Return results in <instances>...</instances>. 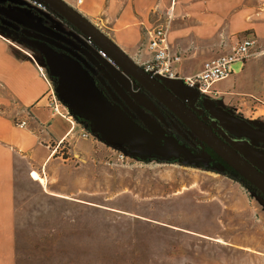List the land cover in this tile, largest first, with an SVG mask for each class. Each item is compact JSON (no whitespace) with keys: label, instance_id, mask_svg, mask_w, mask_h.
I'll return each instance as SVG.
<instances>
[{"label":"rangeland","instance_id":"374dc122","mask_svg":"<svg viewBox=\"0 0 264 264\" xmlns=\"http://www.w3.org/2000/svg\"><path fill=\"white\" fill-rule=\"evenodd\" d=\"M162 21L154 12L140 27L134 59L142 65L150 58L149 31L165 26ZM52 23L64 32L60 20L53 18ZM15 29L31 36L25 29ZM0 34L43 66L57 96L41 54L6 31L0 29ZM182 60L179 74L184 77L201 68L190 59ZM241 64L232 63L230 70L237 73ZM113 67L124 88L156 112L131 79ZM164 81L190 104L202 95L196 87ZM222 82H213L209 90ZM48 91L43 103L51 110L46 104ZM203 95L215 99L210 92ZM230 109L264 128V113ZM81 126L87 127L83 122ZM79 129L76 126L73 138L81 140L75 153L72 144L61 142L42 183L30 177L26 158L15 157L16 264H264V198L252 189L200 163L124 154L97 134L82 138ZM219 133L264 171V151L251 148L247 139ZM50 190L61 195H51Z\"/></svg>","mask_w":264,"mask_h":264},{"label":"crops","instance_id":"0c3cea01","mask_svg":"<svg viewBox=\"0 0 264 264\" xmlns=\"http://www.w3.org/2000/svg\"><path fill=\"white\" fill-rule=\"evenodd\" d=\"M66 1L133 58L140 27L156 12L165 23L170 48L181 57L179 72L183 58L199 69L211 56L227 51L241 35H254L257 53L242 62L237 73L230 70L222 84L209 92L227 108L259 116L264 113V0ZM48 88L38 64L0 34V264H16V155L28 160L30 177L36 171L42 181L32 179L42 183L48 178L43 176L46 166L58 157L57 146L68 142L75 153L81 141L73 139L76 126L72 120L52 114L43 103ZM15 119H26L27 125L18 127Z\"/></svg>","mask_w":264,"mask_h":264},{"label":"water","instance_id":"95a60500","mask_svg":"<svg viewBox=\"0 0 264 264\" xmlns=\"http://www.w3.org/2000/svg\"><path fill=\"white\" fill-rule=\"evenodd\" d=\"M51 11L57 13L71 24L81 35L104 51L114 65L132 78L142 89L167 107L187 127L186 137L206 145L243 179L264 194V171L246 158L232 143L214 131L190 106L160 80L146 72L143 66L129 55L107 32L90 20L66 0H41ZM0 14L9 20L44 36L57 40L81 53L92 65L102 72L111 88L125 104L140 118L144 126L136 122L117 102H112L96 85L84 65L73 55L55 49L48 42L19 35L16 31L0 29L41 54L48 74L55 78V92L67 104L73 114L89 122V130L101 136L112 147L124 149L132 156L157 157L165 160L183 157L184 164L201 161L208 167L209 153L192 151L157 121L155 115L137 104L124 88L112 77L105 66L84 46L43 23L42 16L31 8L0 2ZM203 106L216 119L219 126L236 138H246L252 146L264 149V128L254 125L246 118L233 113L210 97H203ZM162 141V143H159Z\"/></svg>","mask_w":264,"mask_h":264},{"label":"built area","instance_id":"2783aa9c","mask_svg":"<svg viewBox=\"0 0 264 264\" xmlns=\"http://www.w3.org/2000/svg\"><path fill=\"white\" fill-rule=\"evenodd\" d=\"M7 1L36 9L42 13H48L49 10V7L41 0ZM149 33L150 36L146 42V50L148 51L150 58L143 65L145 71L159 79L175 80L181 84L196 87L199 89L200 94L209 92V86L213 82L227 77L232 63L239 61L244 62L256 53V37L252 34H246L239 38L227 51L205 60L202 63L201 69L197 73L184 77L179 74V71L177 70V65L180 63L181 57L177 52L170 48L167 40L166 26L158 25L150 30ZM97 53L99 57L105 59L110 64H113L104 51L97 48ZM38 69L42 75L46 76L43 66L38 65ZM46 101V104L52 110V114L70 118L73 123L76 121V124L74 123V125L80 126L79 132L81 137L88 138L94 136L88 127L81 126L82 122L75 119L72 109L55 95L50 84ZM26 124L25 119H20L16 122V125L21 128L25 127ZM119 151L126 154L123 149H119Z\"/></svg>","mask_w":264,"mask_h":264},{"label":"flooded vegetation","instance_id":"af4514ba","mask_svg":"<svg viewBox=\"0 0 264 264\" xmlns=\"http://www.w3.org/2000/svg\"><path fill=\"white\" fill-rule=\"evenodd\" d=\"M8 2H10V1L1 2V3H8ZM10 3L17 4V3H14V2H10ZM19 5H21V4H19ZM31 9L35 13H37V14H39V15L42 16V20H43V23L45 25L50 26V27H52V28H54L56 30H58V28L53 25V23H52L53 22V18H56V19L60 20L61 23L64 24V32H62V31H60V32L66 34V35H69L76 42H78L79 44H81L82 46H84L87 50H89L93 54V56H95V58L98 61H100L105 66V68L112 75V77L124 88L123 84L115 76V73L111 69V66H114L113 67L114 70H118L119 72H121V71L114 65V63L113 64H110L105 59L99 57V55L97 53V47L91 41H89L86 37H84L83 35H81L71 24H69L67 21H65V19H63L61 16H59L57 13L51 11L50 9L48 10V13H42V12L36 10V9H33V8H31ZM0 24L3 25L6 29H9L11 31H16L17 33H18V31H17V29H15V27H18V28H21V29H25V30L31 32V36L30 37H34V38H38V39L44 40V41L48 42L50 45H52L55 49H57L59 51H65V52H68L71 55H73L75 58H77L84 65V67H86L89 70V72L91 73V75L93 76V78H94V80L96 82V85L104 92V94L108 97V99L111 100L112 102L119 103L124 108V110L136 122H138L140 125L144 126V124L142 123V121L140 120V118L137 116V114L131 108H129L125 104V102L119 97V95L116 94V92L111 88L108 80L103 77L102 72L99 71L94 65H92L81 53H79L78 51L74 50L72 47H70V46H68L66 44H63V43H61V42H59L57 40L51 39V38H49L47 36H44L43 34H41L39 32L33 31L31 29H27V28H25V27H23V26L15 23V22L9 20L8 18H6L5 16H3L1 14H0ZM10 26L12 27V29L9 28ZM55 43L56 44L58 43V45L60 44L63 48H60L59 46L55 45ZM143 68H144V66H143ZM121 73H123V72H121ZM127 77H129V76H127ZM129 79H131V81L133 83V86L136 87V90L140 91L143 94V96L145 97V100L147 102H149L150 104L153 105V107L156 109V112H154L152 109H150L148 106H146L145 104L141 103L140 101H137L130 94V92H128L125 88H124V90L133 98V100L137 104H139L141 107H143L149 113L155 115L156 118H157V121L160 122V124L168 131V133L173 134L178 139L179 142L185 143V145L192 151V153H200L202 150H204L207 153H209L211 159L208 160V164H209L208 167L212 168V170H215V168H217V167L218 168L221 167L222 163H225L218 155H216L206 145H204V146L200 145L195 139H191V141H189L186 138L188 136V134L186 132L187 127L185 126V124L183 122H181L179 120V118L177 116H175L167 107H165L164 105H162L153 96H151L144 89H142L132 78L129 77ZM156 79L160 80L163 84H165L167 86V84L165 83V81L163 79H159V78H156ZM202 95H199V97L192 104H190V102L188 101L187 98L181 97L180 95H178V96L188 106H190L202 119H204L210 126H212V128L214 129V131L217 132L219 135H221L219 133V130H221L222 132H224L225 134H227L229 137H232L233 140H237V139H239V140H245L246 138H236V137H233L232 135L228 134L225 130H223L219 126V124L216 121V119L203 106V97L204 96L210 97V96H208V95H203L202 96ZM210 98H212V97H210ZM214 100L216 101L217 104L222 105L218 100H216V99H214ZM164 107L167 108V110ZM223 107L226 108L227 110L233 112L230 108H227L225 106H223ZM222 137L225 140H227L228 142L231 143V141H229L228 139H226L224 136H222ZM159 143H162V141H159ZM250 147L251 148L254 147V148H260L261 149V147H259V146L255 147V146L250 145ZM124 149H125V147H124ZM126 151H128V148H127ZM153 158H157V157H153ZM159 159H162L163 160V158H159ZM172 160L177 161V162H183V157H179L177 159H172ZM198 163H200V164L203 165V163L201 161H197L196 162V164H198Z\"/></svg>","mask_w":264,"mask_h":264},{"label":"trees","instance_id":"16d2710c","mask_svg":"<svg viewBox=\"0 0 264 264\" xmlns=\"http://www.w3.org/2000/svg\"><path fill=\"white\" fill-rule=\"evenodd\" d=\"M50 79L52 80V83L55 84V78L49 76ZM165 108V107H164ZM167 110V108H165ZM74 117L77 121L83 122L86 124V126L89 128V122L78 117L76 114H74ZM98 137H100L97 134ZM125 149L127 150V148L125 147ZM262 151H264V149L261 148ZM148 159V158H147ZM159 159V158H156ZM218 173H222L224 175H228L230 177H232L233 179H235L236 181L240 182V184L244 187L250 188L252 189L256 194H258L259 196H261L262 198H264V194L257 188H255L254 186H252L249 182H247L245 179H243L237 172H235L231 167H229L226 163H222L221 167H217L215 168V170Z\"/></svg>","mask_w":264,"mask_h":264},{"label":"bare ground","instance_id":"6f19581e","mask_svg":"<svg viewBox=\"0 0 264 264\" xmlns=\"http://www.w3.org/2000/svg\"><path fill=\"white\" fill-rule=\"evenodd\" d=\"M31 176L32 178L39 179L42 181L41 176L36 171H32Z\"/></svg>","mask_w":264,"mask_h":264}]
</instances>
